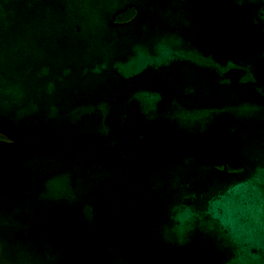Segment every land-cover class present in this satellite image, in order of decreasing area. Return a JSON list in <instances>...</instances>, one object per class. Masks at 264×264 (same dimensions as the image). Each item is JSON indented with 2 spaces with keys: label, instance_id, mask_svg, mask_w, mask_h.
I'll return each instance as SVG.
<instances>
[{
  "label": "water",
  "instance_id": "obj_1",
  "mask_svg": "<svg viewBox=\"0 0 264 264\" xmlns=\"http://www.w3.org/2000/svg\"><path fill=\"white\" fill-rule=\"evenodd\" d=\"M0 135V264H264V0H0Z\"/></svg>",
  "mask_w": 264,
  "mask_h": 264
},
{
  "label": "trees",
  "instance_id": "obj_2",
  "mask_svg": "<svg viewBox=\"0 0 264 264\" xmlns=\"http://www.w3.org/2000/svg\"><path fill=\"white\" fill-rule=\"evenodd\" d=\"M134 13H135V10L132 7H128L123 12L118 13L115 17V20L120 21V22L126 21L130 19L134 15ZM0 138H4V137L0 135Z\"/></svg>",
  "mask_w": 264,
  "mask_h": 264
}]
</instances>
